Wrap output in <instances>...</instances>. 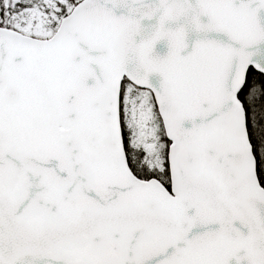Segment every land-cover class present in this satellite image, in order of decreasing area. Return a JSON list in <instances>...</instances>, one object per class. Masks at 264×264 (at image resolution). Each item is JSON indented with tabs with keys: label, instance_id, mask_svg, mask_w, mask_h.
Returning <instances> with one entry per match:
<instances>
[{
	"label": "snow or ice",
	"instance_id": "obj_1",
	"mask_svg": "<svg viewBox=\"0 0 264 264\" xmlns=\"http://www.w3.org/2000/svg\"><path fill=\"white\" fill-rule=\"evenodd\" d=\"M0 264H264V0H0Z\"/></svg>",
	"mask_w": 264,
	"mask_h": 264
}]
</instances>
